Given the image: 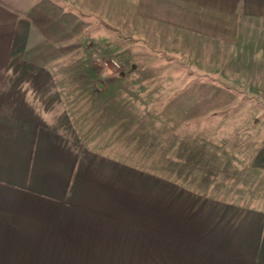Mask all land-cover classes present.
Returning a JSON list of instances; mask_svg holds the SVG:
<instances>
[{"label": "crops", "instance_id": "crops-1", "mask_svg": "<svg viewBox=\"0 0 264 264\" xmlns=\"http://www.w3.org/2000/svg\"><path fill=\"white\" fill-rule=\"evenodd\" d=\"M97 48L228 90L199 74H264V0H0V264H264V128L237 150L190 138L173 176L135 162L132 113L110 153L88 147L67 104L85 102Z\"/></svg>", "mask_w": 264, "mask_h": 264}, {"label": "rangeland", "instance_id": "rangeland-1", "mask_svg": "<svg viewBox=\"0 0 264 264\" xmlns=\"http://www.w3.org/2000/svg\"><path fill=\"white\" fill-rule=\"evenodd\" d=\"M128 60L126 57L111 56L105 48L101 51L100 48L95 49L88 61L85 102L81 99L79 104V98L75 96L76 99L72 98L67 104L71 119L70 127L68 125L67 128L84 139L88 147L110 153L114 140L111 134L112 126L117 124L119 114L132 113L135 120L130 121V124H133L135 129L134 138L132 133H129V136L125 134L126 125L123 124L124 121H119L117 125L120 128V141L127 136L135 140L132 153L136 163L140 164L142 159H147L150 170L158 172L160 166H166V174L173 176L176 171L175 162L181 159L184 161L186 155H189L186 153V157L181 158L183 154L179 152V145L190 146L194 143L190 142V138L196 142L198 139L200 145L207 144L212 138L211 143L222 144L221 149L223 146H229L230 150L234 147L237 150L241 145V130L245 127L264 128V87L258 88L264 81V74H199L200 83L213 80L225 85L228 90L201 84L199 88L189 84L182 89L176 87L173 81L179 77V73L128 72ZM155 77H162V81H154ZM166 79L167 81H164ZM100 83L102 87L98 86ZM99 88L100 91H96ZM103 90H106V93H103ZM110 97L116 98L114 110L111 109ZM212 97L214 103L209 104L212 100L208 99ZM232 98H247L248 102L229 104ZM142 128L145 129L144 132L141 131ZM194 129L199 132L197 137V133H192ZM208 129H214L216 132L218 130L215 134L223 136L211 137L213 131L208 133ZM191 134L194 136L191 137ZM143 139L149 140V152L147 148L144 151V148L140 147ZM119 148L117 154L125 159L127 153L123 147ZM213 154L219 156V161L224 166L227 157L222 156V152L211 155ZM232 171L220 170L218 178L216 175L215 177L222 182L226 172L228 175L238 176L237 169Z\"/></svg>", "mask_w": 264, "mask_h": 264}]
</instances>
